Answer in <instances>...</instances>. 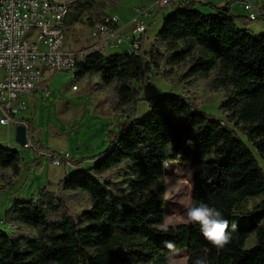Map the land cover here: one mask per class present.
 Returning <instances> with one entry per match:
<instances>
[{"label":"trees","instance_id":"16d2710c","mask_svg":"<svg viewBox=\"0 0 264 264\" xmlns=\"http://www.w3.org/2000/svg\"><path fill=\"white\" fill-rule=\"evenodd\" d=\"M115 1L75 0L66 25L87 16L93 26ZM229 5L174 3L155 42L167 46L171 65L189 62L181 81L214 73L211 88L225 91L223 113L243 129L253 148L233 127L180 95L156 96L149 115L136 119L141 85L161 61L160 54L145 50V36L139 53L92 50L77 62L74 76L96 75L101 88L113 86L111 108L126 123L93 166L81 169L83 160L72 163L78 170L59 182V193L42 188L36 197L13 202L5 225L24 226L36 235L15 237L0 228V264H168L183 249L188 264L198 258L206 264H264V167L254 151L264 162V34L252 35V20L234 14ZM22 160L18 149L0 145V169L11 171L4 183L21 175ZM170 161L195 163L192 206L203 201L221 209L229 229L238 219L239 228L225 246L207 240L192 222L163 227ZM121 167L124 179L116 186L105 174ZM71 194L88 195L91 208L75 217L68 206ZM258 196L263 199L254 207L242 208ZM254 234L255 244L246 248Z\"/></svg>","mask_w":264,"mask_h":264},{"label":"rangeland","instance_id":"374dc122","mask_svg":"<svg viewBox=\"0 0 264 264\" xmlns=\"http://www.w3.org/2000/svg\"><path fill=\"white\" fill-rule=\"evenodd\" d=\"M72 3L75 0H68ZM156 0H116L115 3H109L106 8V12L116 13L120 16L121 22L126 26L124 30L126 33L131 32V28L134 22H131L135 15V8L137 7H149L154 6L153 10L155 14L158 13L156 23L150 27L148 30L149 40H147V48L150 47L151 41H154L157 33L163 27L164 18L173 12L172 6H167L164 9H157L155 5ZM241 3L243 5V0H237L235 3ZM128 25H127V24ZM249 32L254 35L264 34V18L259 17L257 20H253L248 24ZM91 26L87 21V16H85L82 21L77 22L73 25H68L66 28V46L72 50L82 52L87 51L93 46L94 39L90 34ZM125 48V43L121 46L120 51H127ZM148 51H154L161 55L160 69L152 71V76L150 80L141 85L139 101L136 104V119L144 120L150 113L151 103L153 98L161 94H175L180 95L190 101L196 109L204 112L214 118L222 120L225 124L233 127L236 133L243 138L252 147L251 142L248 141V137L244 133L241 127H237L233 122L229 121V118L225 113H223L221 107L225 100L224 90H213L210 86V81L214 77L212 73L207 78H193L190 80L181 81L182 74L186 72L189 67V62H184L176 65H171L166 60V55L168 54L167 46L164 44H159L154 41V45ZM115 52L114 49L110 48L109 53ZM119 53V52H118ZM125 53V52H122ZM3 74V70L0 68V76ZM53 78L50 83V89L52 94L49 96H44L42 100H39L36 106H30L28 101H26V109H24L18 117L24 114H29L35 117L33 123L29 119H21L29 125V128L33 130L32 137L35 138L36 142L41 141L43 146H48L55 150H64L69 147V143L73 146V151L78 158L81 154L78 152L76 144L73 142L77 141V133L80 132L79 144L87 139V144H89L91 138L88 135H83L82 131L87 130L86 119L87 114L84 115L82 121L78 119L76 125L70 120L65 123L67 129L64 131L52 132L50 129L51 124L60 126L55 115V101L59 100L61 94L69 96L71 104H80L81 112L85 110L88 102L99 95V92L105 96L107 102L112 104L115 98V91L113 86L103 87L99 86L100 79L98 76H88L84 79L74 78L72 71H59L53 74ZM76 83L79 85L80 89L76 93L72 92V85ZM138 86V83H135ZM140 86V85H139ZM29 95L26 93V96ZM78 97H81L79 100ZM105 100V99H104ZM61 101V99H60ZM1 117V113H0ZM123 117L119 118L116 122L114 117L108 119L111 126L114 127L115 133L111 134V139L113 140L115 134L119 131L121 127ZM74 125L77 127L76 130L73 129ZM80 130V131H79ZM15 142V126L2 125L0 123V145L9 146L11 142ZM111 142L104 143L97 153L102 152L110 146ZM18 149L24 157V154L30 153L31 148L24 147L18 143L14 146ZM253 148V147H252ZM69 149V148H68ZM255 154L264 167L263 159L260 157L256 150ZM33 157H38L42 160L44 165L43 170L33 168L32 174L34 177L35 173H39L38 178H31L26 182L28 173H24L22 179L13 178L12 184L4 183L7 180V176L11 173L10 169H0V228L4 229L8 233H13L15 237L21 235L32 236L36 235V231L29 229L24 226H8L5 225L4 216L6 210L13 204L16 200H24L25 198L31 199L33 196H37L38 192L42 188H46L43 184L46 181L47 176L55 177V172L59 171L58 166L53 165L51 159L41 154L40 152L32 150ZM94 153V154H97ZM84 154V153H83ZM88 156V155H84ZM90 156V155H89ZM94 163L90 162L81 169H86L93 166ZM77 168L73 169L72 175L77 172ZM166 195H165V223L163 227L166 226H176L179 224H190V220L187 217V211L192 207V196L195 183V173L196 166L192 161L179 162L170 161L166 163ZM107 179L111 180L114 185L118 186L120 181H123V170L117 168L112 170L110 173L105 174ZM9 182V181H8ZM37 183L38 190L34 191L33 185ZM42 185V187H40ZM46 185V184H45ZM50 191L59 193V184H50L47 188ZM71 197L68 201V206L70 212L75 216H80L84 211L91 208L90 197L86 194L81 195H69ZM263 199V196L250 197L246 202H244L242 208L250 209L254 207L259 201ZM233 225L235 229L239 228L238 219L234 220ZM256 236L251 235L246 242V248L252 247L255 244ZM168 264H188V252L186 249L174 252Z\"/></svg>","mask_w":264,"mask_h":264},{"label":"built area","instance_id":"2783aa9c","mask_svg":"<svg viewBox=\"0 0 264 264\" xmlns=\"http://www.w3.org/2000/svg\"><path fill=\"white\" fill-rule=\"evenodd\" d=\"M225 5L237 0H223ZM68 0H0V123L16 127L23 123L28 129L24 147L32 148L48 156L55 165L70 164L68 152L40 148L29 135V126L18 115L26 109L22 98L26 92L40 88L45 79L59 71L75 73L77 62L92 50L103 54L110 48L128 44L129 53L141 51L142 38L146 35L151 20L155 17L154 6L137 7L131 20L134 22L130 33L122 32L120 16L108 13L102 20L91 26L93 46L78 52L66 46V19L70 10ZM172 4L171 0H156L157 9ZM247 18L257 20L264 15V9L254 0H243ZM152 71L155 67L151 66ZM75 78V76H74ZM73 90L79 85L74 83ZM48 95V85L44 86ZM8 147L13 148L12 145Z\"/></svg>","mask_w":264,"mask_h":264},{"label":"crops","instance_id":"0c3cea01","mask_svg":"<svg viewBox=\"0 0 264 264\" xmlns=\"http://www.w3.org/2000/svg\"><path fill=\"white\" fill-rule=\"evenodd\" d=\"M172 4H170L172 6V8L174 9L173 4L178 3L180 1L183 0H171ZM199 3H203V4H214L216 6H224L225 3L223 0H196ZM256 3H258L259 5L262 6V0H254ZM169 5V6H170ZM230 8L232 10V12L238 16H243V17H247V12L244 9V5H242L240 2L238 3H231ZM202 12L204 13H214V11L208 7V6H201L198 5V7ZM159 17V14L156 13L155 17L151 20L150 25L148 30L150 29V27H152L156 21L157 18ZM121 19V18H120ZM132 22V21H131ZM122 23V22H121ZM127 24V23H126ZM128 25V24H127ZM126 29V26L122 24V32L126 33L124 30ZM133 27L131 28L132 31ZM148 30L147 33L145 35V39H144V47L145 50L148 51L149 49L152 48V46L154 45V41H151V45L149 48H147V40H149V36H148ZM130 33V31H129ZM127 34V33H126ZM121 46H123V44H121L120 46L116 47V48H112L115 50V52L113 53H122V52H127L125 51H120L118 49L121 48ZM128 48V44L125 43V48ZM128 50V49H127ZM53 74L50 75L49 77H47L43 83V85L38 88L35 91L32 92H26L23 94L22 98L26 101H28V104L30 106H36L39 102V100H42V98L44 96H49L50 94H52V90L50 89V83L51 80L53 78ZM48 85V88L50 90V93L47 95L46 91L44 90V86ZM80 89V87H79ZM78 90H73L71 89L72 92L76 93ZM102 92H99V95L97 97H95L94 99H92L91 102H88L85 110L83 111V113L81 112V105L80 104H71L70 103V97L66 96V95H62L59 98V100L55 101L54 105H55V115L57 117V121L60 124V126H56L54 124H51L50 129L52 132L55 131H64L65 129H67V125H65L66 122L68 121H72L73 124L76 125L78 119L80 118V121H82L83 117L85 114H87V119H86V125H88L86 128L87 130L82 131L83 135H88L89 138H91L89 144H87V139L84 140L82 143L79 144L80 141V132H76L77 133V141L73 142V144H76V147L78 149V152L81 154L78 158L77 155L75 154V151H73V146L71 145V143H69V149H64V150H55V149H51L48 146H43V144H41V141H37L36 145L40 148H44V149H48L54 152H68L71 155V163L68 165H55L58 166L59 171L56 173L55 172V177L52 178L51 176H47L46 181L44 182V186L46 188L49 187V185L51 184H59V182L65 177L67 176L69 173L73 172V169L76 167L74 164H72L74 161H78V160H83V163L81 164V168L85 167V165L89 164L90 162L95 163L97 156L102 153H97L98 150H100V147L104 144V143H109L112 141L111 139V134L110 133H115L114 130V125L111 126L108 122V119L111 117H114L115 121L117 122L119 120V118L123 117L122 119V123H121V127L119 129V131L122 129L123 125L126 123V118L123 114L121 113H116L115 111H113V109L111 108V104L107 102V99L105 98L104 95L101 94ZM79 100L81 99V97H78ZM61 99V101H60ZM105 99V100H104ZM20 119H29V121L31 123L34 122L35 117L27 114L22 115L21 117H19ZM74 125L73 129L76 130V126ZM29 126V125H28ZM119 131L115 134L117 135L119 133ZM33 134V130L31 128H29V135L32 139L35 140V138L32 137ZM115 137V136H114ZM36 141V140H35ZM17 143V142H16ZM14 141L11 142L10 144L14 147L16 144ZM8 147V146H7ZM107 149V148H106ZM105 149V150H106ZM32 150L35 151L34 149L31 148L30 153L24 154L23 160H22V172L21 175L17 177V179H22L24 176V173H28L27 175V179L26 182L29 181V179L31 178H38L39 173H35L34 177L32 174V169L36 168V169H40L43 170V163L42 160H40L38 157H33L32 159ZM84 153V154H83ZM97 153V154H94ZM84 155H88V156H84ZM90 155V156H89ZM18 179V180H19ZM46 184V185H45ZM40 187H42V185H40ZM34 191L38 190V185L37 183H35V185H33ZM35 197V196H33ZM26 199V198H25Z\"/></svg>","mask_w":264,"mask_h":264},{"label":"clouds","instance_id":"9594fccd","mask_svg":"<svg viewBox=\"0 0 264 264\" xmlns=\"http://www.w3.org/2000/svg\"><path fill=\"white\" fill-rule=\"evenodd\" d=\"M187 217L193 224H198L203 236L217 247H223L231 240L235 225L229 229V221L221 209L201 201L187 211ZM195 264H206V260L198 258Z\"/></svg>","mask_w":264,"mask_h":264},{"label":"water","instance_id":"95a60500","mask_svg":"<svg viewBox=\"0 0 264 264\" xmlns=\"http://www.w3.org/2000/svg\"><path fill=\"white\" fill-rule=\"evenodd\" d=\"M28 129L25 124L19 123L15 127V140L20 145H25L27 142Z\"/></svg>","mask_w":264,"mask_h":264}]
</instances>
